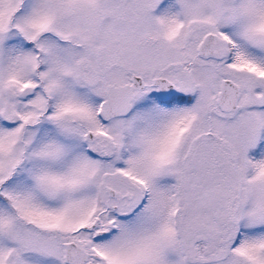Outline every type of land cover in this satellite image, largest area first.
<instances>
[{
  "label": "snow or ice",
  "instance_id": "6c2138e0",
  "mask_svg": "<svg viewBox=\"0 0 264 264\" xmlns=\"http://www.w3.org/2000/svg\"><path fill=\"white\" fill-rule=\"evenodd\" d=\"M0 264H264V0H0Z\"/></svg>",
  "mask_w": 264,
  "mask_h": 264
}]
</instances>
